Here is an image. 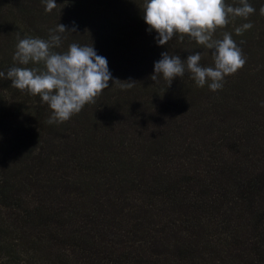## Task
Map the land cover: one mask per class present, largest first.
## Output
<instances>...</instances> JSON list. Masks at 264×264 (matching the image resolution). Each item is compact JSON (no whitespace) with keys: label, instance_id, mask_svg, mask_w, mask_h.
<instances>
[{"label":"trees","instance_id":"16d2710c","mask_svg":"<svg viewBox=\"0 0 264 264\" xmlns=\"http://www.w3.org/2000/svg\"><path fill=\"white\" fill-rule=\"evenodd\" d=\"M144 2L55 0L46 12L43 0H0V72L20 66L18 36L63 24L76 31L54 51L92 44L112 76L53 124L38 95L0 78V264H264V0L214 34L246 58L215 92L188 72L168 87L150 79L165 51L214 61L187 36L157 46Z\"/></svg>","mask_w":264,"mask_h":264},{"label":"clouds","instance_id":"9594fccd","mask_svg":"<svg viewBox=\"0 0 264 264\" xmlns=\"http://www.w3.org/2000/svg\"><path fill=\"white\" fill-rule=\"evenodd\" d=\"M45 11L51 12L57 7L55 0H43ZM256 11L248 0H239V6H231L225 0H145L143 19L148 25L147 31H155L157 46H164L174 37L181 40L185 36L198 45L212 50L213 66H202L201 55L195 52L181 59L179 55L161 53L154 62V82L162 77L171 85L176 77L185 72L191 74L197 87L208 85L211 91L223 88L226 76L235 74L246 63L242 50L228 32L222 38L215 39L217 29L225 28L230 18L247 20ZM264 15V5L260 8ZM253 27L251 22L235 28L236 35ZM76 31L63 24H57L49 30L47 39L39 37L19 38L13 60L20 66L10 68L7 73L0 72V78L8 79L11 85L33 96H39L51 110L49 124L63 123L78 114L86 104L95 103L96 98L109 87L112 80L106 58L97 55L92 44L71 43L66 51L57 52L62 44L63 34ZM243 43V41H241ZM32 64L33 67H27ZM120 83L122 81L115 80ZM136 82H123L122 88H131Z\"/></svg>","mask_w":264,"mask_h":264}]
</instances>
